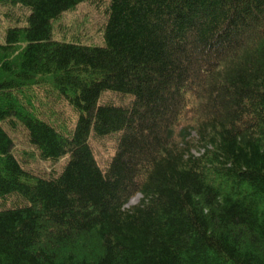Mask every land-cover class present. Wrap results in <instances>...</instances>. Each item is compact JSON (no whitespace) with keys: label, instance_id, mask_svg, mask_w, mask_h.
Segmentation results:
<instances>
[{"label":"trees","instance_id":"trees-1","mask_svg":"<svg viewBox=\"0 0 264 264\" xmlns=\"http://www.w3.org/2000/svg\"><path fill=\"white\" fill-rule=\"evenodd\" d=\"M88 2L102 45L54 41ZM0 4L27 12L0 44V264H264V0ZM35 87L72 109L67 135L22 101ZM184 95L202 101L195 137ZM17 124L40 160L67 157L58 174L23 169Z\"/></svg>","mask_w":264,"mask_h":264},{"label":"rangeland","instance_id":"rangeland-1","mask_svg":"<svg viewBox=\"0 0 264 264\" xmlns=\"http://www.w3.org/2000/svg\"><path fill=\"white\" fill-rule=\"evenodd\" d=\"M27 12L24 9L12 8L0 4V44L4 42L6 30L23 25ZM105 23L103 9L95 8L93 3H82L74 10L64 13L60 19L53 24L52 39L58 42L79 43L86 46L102 45V28ZM39 88V89H36ZM43 88L27 89L22 101L30 100V104L39 114L40 118L53 125L58 131L67 133L72 130L76 115L68 104L60 97L53 94H46ZM112 99L110 94L103 93L100 103ZM7 133L13 140L12 153L24 170L36 175L49 178L60 172L67 161L62 158L57 163L40 160L37 151L29 146L24 129L17 124L14 130ZM94 155L102 168L111 154L112 139H103L102 142L90 141ZM102 146V147H100ZM193 155H199L196 149L192 150ZM141 196L134 195L128 203V207L139 203Z\"/></svg>","mask_w":264,"mask_h":264}]
</instances>
